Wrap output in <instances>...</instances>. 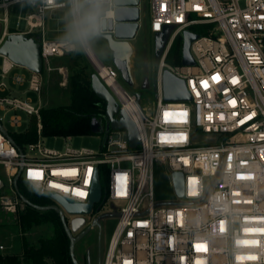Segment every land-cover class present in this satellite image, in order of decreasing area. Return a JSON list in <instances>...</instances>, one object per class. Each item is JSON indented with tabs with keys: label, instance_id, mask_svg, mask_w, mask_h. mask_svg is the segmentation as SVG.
<instances>
[{
	"label": "built area",
	"instance_id": "obj_1",
	"mask_svg": "<svg viewBox=\"0 0 264 264\" xmlns=\"http://www.w3.org/2000/svg\"><path fill=\"white\" fill-rule=\"evenodd\" d=\"M24 3L28 12L13 30L8 24L10 8ZM150 4L153 34L175 25L157 65L153 112L138 106L137 95L121 85L114 64L104 63L96 53L93 60L86 52L140 133L138 146L131 148L126 129H109L102 149L94 151L70 144L64 149L47 146L41 105L8 92L10 83L26 82L29 89L41 92L43 71L58 69L65 74L67 68L53 67L51 59L65 55L66 49L46 32L48 13L68 3L0 0V45L10 33H35L43 59V71L28 69V76L14 72L18 64L0 54V93L8 92L0 94L4 112L0 123L9 111L22 110L37 116L39 134L20 148L0 127V164L14 191L18 176L52 203H57L53 194L73 203L87 202L95 176L101 186L104 176L107 188L102 186L101 205L112 201L123 205L118 207L102 264H264V0H150ZM109 6L114 13L115 0H109ZM201 24L208 28L191 44L195 65L166 62L175 38L184 30L195 32L192 27ZM166 68L186 80L191 99H164ZM21 122L16 113L10 118L12 125ZM158 159L172 174L183 173V195L175 189L180 202L155 199ZM0 202L16 210L7 195Z\"/></svg>",
	"mask_w": 264,
	"mask_h": 264
},
{
	"label": "rangeland",
	"instance_id": "obj_2",
	"mask_svg": "<svg viewBox=\"0 0 264 264\" xmlns=\"http://www.w3.org/2000/svg\"><path fill=\"white\" fill-rule=\"evenodd\" d=\"M65 1L67 2V0ZM140 3L142 25L139 29L137 35L138 40L136 42L138 54L132 66L136 85L131 86L128 84L120 74L118 80L129 92L139 93L141 95V105L146 107L149 112H153L157 102L156 83L158 81L159 68L154 63V34L149 29L152 16L150 0H141ZM67 8L68 6L52 10L48 13L47 38L60 40L64 30L63 17ZM27 12L28 8L26 3L13 5L9 13V27L13 30L17 29L20 16H25ZM192 28L207 31L208 25H195ZM180 36L183 42V34ZM92 47L104 63L111 64L112 60L110 61L107 55L109 51L105 49L103 41L97 39ZM1 63L2 57L0 56V67ZM75 64L80 66L86 65L90 75L95 71L93 63L84 52H78L71 56L67 54L55 56L51 59V65L55 68L59 66L66 67L67 71L65 74H62L58 69L43 71L41 92L29 89L27 82L23 85L10 83L8 92L26 98L35 105H41V107L68 105L71 101L72 90L70 76L73 70L72 67ZM170 64L181 65L182 61H177L176 57L173 56ZM13 71L30 76V71L19 65L15 66ZM3 113L0 110V115ZM15 113L22 118V122L19 125H12L10 123V118ZM30 116V114L22 110L9 111L6 113L2 125L7 131L23 132L28 127ZM44 142L47 146L57 149H64L66 144H70L77 148L87 147L94 151H100L104 144V137L102 133L71 136V139L65 136H45ZM154 175V193L157 202H180L181 199L175 193L172 173L162 160L158 159L156 161ZM0 179L4 181V185L0 189V199L2 195H7L16 204V210L11 211L3 207L0 202V252L17 254L24 249L23 241L25 237L28 241L36 244L41 236H47L52 233V226L50 222H46L26 233L22 232L20 227V214L26 211V203L11 188L2 164H0ZM101 182L103 190H106L107 181L104 176L101 177ZM27 188L34 192L30 186H27ZM121 205H123L122 201H112L100 207L99 203H97L93 212L85 215V225L74 234L78 238L74 246V254L79 264L103 263L112 233L118 221V207ZM66 216L68 220H71L73 217V215L68 213Z\"/></svg>",
	"mask_w": 264,
	"mask_h": 264
},
{
	"label": "water",
	"instance_id": "obj_3",
	"mask_svg": "<svg viewBox=\"0 0 264 264\" xmlns=\"http://www.w3.org/2000/svg\"><path fill=\"white\" fill-rule=\"evenodd\" d=\"M115 4L116 8L114 9L113 16L108 20L106 30L98 39L103 41L105 49H107L111 55L112 63L119 70L123 80L131 86H135L136 81L133 76L131 64L133 48L130 41L136 37L140 27V0H115ZM174 30V24H167L162 31L154 33V63L156 65L159 64ZM199 36L198 33L184 30L182 65H195L196 61L191 52V44L198 39ZM0 54L8 56L16 64L31 71L38 73L43 71V59L40 51L39 38L36 39L24 32L10 33L0 45ZM162 84L163 97L165 100L181 101L191 99V95L186 86V80L176 75L168 68L163 70ZM91 85L94 92L106 102V129H126L130 147L136 148L140 142V133L137 124L123 109H120L115 96L101 80L96 70L91 74ZM136 95L137 104L141 107V95L139 93ZM0 127L6 136L15 143L9 132L1 123ZM91 128L93 133H102L104 130L103 123L97 118L93 119ZM172 177L177 194L182 196L184 186L183 173L181 171H174ZM3 185L4 181L0 179V189ZM14 187L18 196L26 204H30L38 209H53L58 212L70 238V252L72 258L75 264H79L74 254V246L78 240L74 234L85 225V215L92 213L97 203L100 204L102 186L98 176H95L89 200L84 203L69 202L62 196L53 194L51 197L57 203H51L45 206L36 205L20 191L18 176L14 178ZM65 211L74 215L71 220H68Z\"/></svg>",
	"mask_w": 264,
	"mask_h": 264
},
{
	"label": "trees",
	"instance_id": "obj_4",
	"mask_svg": "<svg viewBox=\"0 0 264 264\" xmlns=\"http://www.w3.org/2000/svg\"><path fill=\"white\" fill-rule=\"evenodd\" d=\"M193 30L198 34H207V31L204 30ZM29 36L38 39V35L35 33H31ZM182 46V37L178 35L167 53L166 62L170 63L173 56L177 61H180ZM76 53L78 52L66 54L71 56ZM72 68L70 104L41 107L42 134L65 137L93 134L91 125L93 119L97 118L103 123L102 134L105 137L108 131L105 116L106 102L92 89L88 67L75 64ZM8 132L20 148H23L27 143L36 141L39 136L37 116H30L28 127L23 132ZM18 186L24 196L33 204L45 206L52 203L50 198L29 190L21 178L18 179ZM20 219L21 231L24 233L46 222H50L52 233L41 236L36 244L28 241L25 237L23 253L0 252V264H75L70 252V238L58 212L53 209H38L26 204V211L20 214Z\"/></svg>",
	"mask_w": 264,
	"mask_h": 264
},
{
	"label": "clouds",
	"instance_id": "obj_5",
	"mask_svg": "<svg viewBox=\"0 0 264 264\" xmlns=\"http://www.w3.org/2000/svg\"><path fill=\"white\" fill-rule=\"evenodd\" d=\"M67 3L61 44L67 53H86L113 16L109 0H67Z\"/></svg>",
	"mask_w": 264,
	"mask_h": 264
},
{
	"label": "crops",
	"instance_id": "obj_6",
	"mask_svg": "<svg viewBox=\"0 0 264 264\" xmlns=\"http://www.w3.org/2000/svg\"><path fill=\"white\" fill-rule=\"evenodd\" d=\"M140 2H141V0H140ZM140 11H141V3H140ZM141 25H142V22H141V18H140V27H141ZM140 27H139V29H140ZM138 33H139V30H138V32H137V35H138ZM137 35H136V37H135L133 40L130 41L131 46H132V48H133V55H132V59H131V64H132V66H133L134 59H135L136 55L138 54V46H137V44H136V42H137V40H138ZM93 49H94V48H93ZM94 51H95V50H94ZM95 53H96V52H95ZM96 54H97V53H96ZM107 55H108V57H109V60L111 61V55H110V54H107ZM111 64H113V63L111 62ZM132 70H133V67H132ZM23 248H24V246H23ZM23 250H24V249H23ZM23 250H22V252H19V253H17V254H21V253H23Z\"/></svg>",
	"mask_w": 264,
	"mask_h": 264
},
{
	"label": "snow or ice",
	"instance_id": "obj_7",
	"mask_svg": "<svg viewBox=\"0 0 264 264\" xmlns=\"http://www.w3.org/2000/svg\"><path fill=\"white\" fill-rule=\"evenodd\" d=\"M202 86H204V87H207V84H206V82H202ZM233 103V105H234V101L232 102ZM173 115H176V114H173ZM211 117H209V119H210ZM176 122V121H175ZM179 122H183V121H179ZM124 181H126V178H124L123 180H122V188H126V183L124 182ZM82 194V193H81Z\"/></svg>",
	"mask_w": 264,
	"mask_h": 264
},
{
	"label": "bare ground",
	"instance_id": "obj_8",
	"mask_svg": "<svg viewBox=\"0 0 264 264\" xmlns=\"http://www.w3.org/2000/svg\"><path fill=\"white\" fill-rule=\"evenodd\" d=\"M88 55L91 57L93 60H97V57L95 55L94 49L91 47V49L88 51Z\"/></svg>",
	"mask_w": 264,
	"mask_h": 264
}]
</instances>
